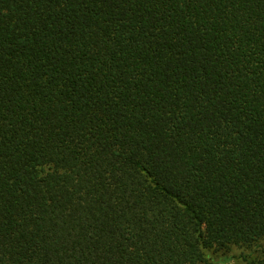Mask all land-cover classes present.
Masks as SVG:
<instances>
[{"label":"trees","instance_id":"obj_1","mask_svg":"<svg viewBox=\"0 0 264 264\" xmlns=\"http://www.w3.org/2000/svg\"><path fill=\"white\" fill-rule=\"evenodd\" d=\"M263 241L264 0H0V264Z\"/></svg>","mask_w":264,"mask_h":264},{"label":"rangeland","instance_id":"obj_2","mask_svg":"<svg viewBox=\"0 0 264 264\" xmlns=\"http://www.w3.org/2000/svg\"><path fill=\"white\" fill-rule=\"evenodd\" d=\"M206 252L211 264H241L242 254L248 258L264 255V241L255 250H242L238 247H231L228 250L210 248Z\"/></svg>","mask_w":264,"mask_h":264}]
</instances>
